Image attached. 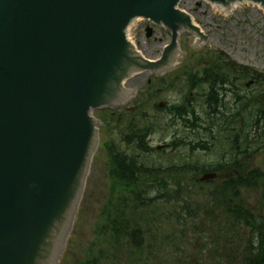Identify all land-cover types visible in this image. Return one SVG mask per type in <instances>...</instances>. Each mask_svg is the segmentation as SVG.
<instances>
[{
	"label": "rangeland",
	"instance_id": "rangeland-1",
	"mask_svg": "<svg viewBox=\"0 0 264 264\" xmlns=\"http://www.w3.org/2000/svg\"><path fill=\"white\" fill-rule=\"evenodd\" d=\"M178 8L192 18L203 41L195 43L190 32L181 31L177 34V61L173 67L154 73L144 70L125 82L123 88L129 93L127 101L110 109L93 110V116L99 121L100 145L93 156L59 264H244L240 254L254 237L252 227L249 228L252 223H236L230 212L237 218L252 221L264 217V141L262 146L258 144L257 150L246 152V163H243L245 154L239 156L235 168L224 165L220 172L198 173L199 164L187 162L201 158L210 166L217 164L228 148L222 117L228 114L237 121V113L245 116L247 110L243 109L248 108L249 100L262 93L264 11L257 4L245 3L225 14L204 0H181ZM147 26L153 28L151 38L145 37ZM132 39L138 54L149 61H161L173 43L169 27H153L140 19L132 30ZM218 51L225 54L226 60ZM223 61L236 63L234 71L229 69L236 86H224L218 80L212 87L203 77L208 72L205 65L209 63L217 75ZM235 72L237 74H233ZM238 72H244V77L240 78ZM250 80L255 83L245 88ZM211 88L213 96L209 98L218 103L211 114L216 117L208 116L210 124L204 104ZM158 103L163 104L161 109L157 108ZM178 108L191 109L194 116L179 117ZM240 123L243 124L242 120ZM145 127L149 129L144 139L147 151L127 148L121 142L128 130L144 133ZM208 129L215 145L211 152L202 153L200 148L204 146L197 142L202 138L206 140L205 146L209 144ZM104 142L120 152L125 150L126 156H137L138 161L149 165L147 167L153 171L154 167H161L162 172L155 174L154 171L155 177H138L137 196L131 198L125 180L114 181L111 177L113 156L105 149ZM170 163L178 165L171 172L165 169ZM184 166L189 168L183 169ZM243 171L246 176L248 171L259 175L257 187L222 194L220 187L224 179L237 177L238 180ZM209 174L217 177L201 181ZM179 189L191 213L185 223L176 217V202L175 207L161 197L163 193L166 198L177 195ZM124 218L136 224L143 234V248L139 252L125 239L117 241L119 234L110 231L109 223L114 220L121 223Z\"/></svg>",
	"mask_w": 264,
	"mask_h": 264
},
{
	"label": "water",
	"instance_id": "water-1",
	"mask_svg": "<svg viewBox=\"0 0 264 264\" xmlns=\"http://www.w3.org/2000/svg\"><path fill=\"white\" fill-rule=\"evenodd\" d=\"M179 1L0 0V264H59L93 156L77 180L85 150L98 145L92 112L128 93L118 81L124 67H167L145 66L171 60L178 30L190 27ZM205 1L264 9V0ZM137 18L171 29L161 61L134 48L130 56L125 32Z\"/></svg>",
	"mask_w": 264,
	"mask_h": 264
},
{
	"label": "trees",
	"instance_id": "trees-1",
	"mask_svg": "<svg viewBox=\"0 0 264 264\" xmlns=\"http://www.w3.org/2000/svg\"><path fill=\"white\" fill-rule=\"evenodd\" d=\"M228 67H222L220 66L218 74L216 75L217 71L213 67H210L206 70L205 80H207L209 83L212 84V87H214L215 83L219 80L220 84H229L231 86H236L234 84V81H231V72L230 70L234 71L235 69ZM244 72L239 74L240 78L244 77ZM233 76V75H232ZM218 82V83H219ZM204 84L203 82H201ZM262 93H258L257 96H253L251 100H249L250 104L248 105V108H244L243 110L247 113L245 116H241L239 113L237 115L239 116V119L237 121L232 120L233 118H229L228 114H226V117H222V127L223 131L227 132L229 131L228 135L225 136L226 139L231 140V143L228 145L227 152H224L221 154L220 161L215 165H208L207 162L202 161L201 158H193L192 161L197 165L199 164V170L198 173H204V172H220L225 167L224 165H234L237 167V162L239 160V156L242 154H245V157H247L246 152L248 153V150L258 149V144L264 141V85L262 88ZM213 88H211V93L207 96L206 102L204 105H206L208 108H212V112L214 113V110L217 106V101H213L209 98V96H213ZM253 100L257 101L254 102ZM211 106V107H210ZM183 109V112H182ZM211 111V109H209ZM243 112V111H242ZM176 113L179 117L184 118V116L187 115V113H192V111H187L184 108H178L176 109ZM244 113V112H243ZM215 118V117H214ZM242 120L243 124L240 123ZM186 122V121H185ZM212 122V121H211ZM211 122H209L211 124ZM235 123H238V127ZM138 127V126H137ZM139 129V128H138ZM221 130V131H222ZM208 136L209 141L213 138V134L211 133V130L208 129ZM147 132H149V129L145 127V132L143 131H135V129L128 130V133L126 135H123L122 137V143L126 147L134 146V148L142 151H147L148 149L145 148L144 139L146 138ZM202 143L204 147L200 148V151L202 153L204 152H211L213 150V144L214 142L211 141L208 145L205 146L206 140H203L202 138L197 142ZM256 145V148H254ZM107 148V145H106ZM110 153L113 156V165L112 169L110 171L111 177L114 181H120L121 179H124L127 187V192L130 193L131 198L134 196H137V185L136 181L138 177H155V174H160L158 171H161V167L157 168L154 167L156 170L155 174H153V169L148 168L144 162L141 163L138 161V157H129L124 154V152H120L119 150H115L112 148V145L108 147ZM231 153V156L229 154ZM228 156V157H227ZM242 163V162H241ZM243 163H246L245 159ZM193 164V163H190ZM180 166V165H179ZM240 166V165H238ZM177 168V166L172 165V163L169 164V166L165 169H168V171H174L173 169ZM189 167L184 166L183 169H187ZM182 169V170H183ZM241 169H243V166H241ZM167 171V170H166ZM186 171V170H185ZM188 171V170H187ZM162 172V171H161ZM180 173V170H178ZM168 173V172H167ZM178 173V174H179ZM169 174V173H168ZM235 175V174H233ZM173 176V173H172ZM142 177V178H143ZM121 178V179H120ZM235 177L234 179L226 178L224 179L223 185H221L220 191L223 194V191L230 193L231 191L235 190H246V189H254L257 187V182L260 181L259 175L256 172H250L248 171V175L246 176V171L241 174V178L238 180ZM143 182H145L143 180ZM118 183V182H117ZM259 184V182H258ZM141 185V182L138 184ZM264 185V182H263ZM164 189V188H163ZM187 192V191H186ZM164 194V196H163ZM162 194V198L165 197L167 202H171V205H174L176 202L177 205V211H176V217L179 219V222L185 223L187 221V217L191 216V213L188 210V206H186V201L182 199V193L180 192V189L178 190L177 195L169 196L166 198V193ZM186 195V194H185ZM175 201V202H174ZM176 205H174L176 207ZM234 217L232 219L236 222H242L245 221L248 224H251L249 228L253 231L254 237L252 240L248 242L247 248L240 254L241 260L244 259V264H264V217L263 219L260 218L259 220H248L247 218H237L233 212H230ZM194 216V215H193ZM125 224L123 225V223ZM122 222L119 223V221H113L109 223L110 225V231H113V234H119V241L121 239H125L128 241V245L130 247H133V249H136L137 252L140 251L141 248H143V234L138 229V226L136 224L133 225L132 222H127L126 219H122ZM136 222V221H133ZM137 223V222H136ZM89 264H93L90 262Z\"/></svg>",
	"mask_w": 264,
	"mask_h": 264
},
{
	"label": "bare ground",
	"instance_id": "bare-ground-1",
	"mask_svg": "<svg viewBox=\"0 0 264 264\" xmlns=\"http://www.w3.org/2000/svg\"><path fill=\"white\" fill-rule=\"evenodd\" d=\"M239 4H240V3H234L233 5H231V6H229V7H226V8L214 4L213 7H214L215 10L223 11L225 14H227V13H229L230 11H232L233 9L237 8V6H239ZM258 6H260V5H258ZM260 7H261V6H260ZM262 10L264 11L263 7H262ZM191 20H192V19H191ZM134 22L136 23L137 21L135 20ZM135 23H133V24L131 25V28H128V30H127L125 33H126V39H127V42H128V44H129V45H128V46H129L128 48L130 49V56L134 57V59H137V56H140V55H139L138 52H137V53H135V55H137V56H135L134 53L132 52V51H134V50H133V48H134V44H133V42H132V40H131V34H130L131 31H132V29H133V25H134ZM181 31H187V32H190V33L193 35L194 39H195V43H200V42L203 41V35H202L201 31L199 30V28H197V27L194 25V23H193L192 21H190V27H189V26H185V24H184V25L182 26V29H179V30H178V35L181 33ZM131 49H132V50H131ZM173 54H174V55H173V60H172V61L170 62V64H169L170 66L167 65V62H169L170 60H164V61H161V62H156V61H154V62H156V63H152L154 66H152V64L150 65L149 63H147V64H149V66H145V67H147V69H150L151 67L156 68V67H160V66H162V67H163V66L173 67L174 64H175L176 61H177V59H176V55H177V53H173ZM124 68H130V69H124V70L122 71L121 75L119 76L118 81L121 83L120 86H121L122 88H123V86L125 85V82H126L127 80H129L130 78H132L133 76H135V75H137V74H141V73H143V70H142V69L131 71V69H133V67H124ZM148 71H149V70H148ZM123 90H125V89L123 88ZM128 96H129V94L126 93V92L124 91L122 99H120V100L118 99V100L114 101V105H119V104H121V103L127 101V97H128ZM91 120L93 121L92 118H91ZM93 145H94V143H93V142H90V143L88 144L86 150H85V155H84V158H83L82 167H81L80 173H79V175H78V177H77V180H80L81 177L83 176V174L85 173V170H86V164H87L89 158L93 155V153H92ZM75 217H76V216H75ZM73 219H74V218H73ZM74 220H75V219H74ZM69 233H70V231H69Z\"/></svg>",
	"mask_w": 264,
	"mask_h": 264
},
{
	"label": "flooded vegetation",
	"instance_id": "flooded-vegetation-1",
	"mask_svg": "<svg viewBox=\"0 0 264 264\" xmlns=\"http://www.w3.org/2000/svg\"><path fill=\"white\" fill-rule=\"evenodd\" d=\"M152 32H153V34H154V31H153V28H152ZM218 54H219V52H218ZM222 58H225L226 59V57L225 56H222ZM209 63H207L205 66H207V67H209ZM221 66V65H220Z\"/></svg>",
	"mask_w": 264,
	"mask_h": 264
}]
</instances>
